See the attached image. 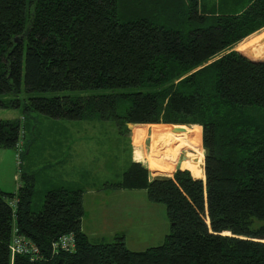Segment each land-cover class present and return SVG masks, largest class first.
<instances>
[{
    "label": "trees",
    "instance_id": "16d2710c",
    "mask_svg": "<svg viewBox=\"0 0 264 264\" xmlns=\"http://www.w3.org/2000/svg\"><path fill=\"white\" fill-rule=\"evenodd\" d=\"M123 6L0 0V94L9 95L0 107L110 121L121 134L126 123H138L131 130L135 147L146 134L142 123L200 126L203 158L192 150L179 162L185 169L153 177L128 160L120 179L105 183L143 188L147 200L162 204L168 231L139 251L128 249L121 233L88 241L80 229L81 189L49 188L36 210L29 178L14 192L0 190V264H264V61L232 49L264 25V0H151L132 18ZM262 49L250 57L264 59ZM121 87L143 90L113 91ZM21 88L111 91L19 98ZM117 99L126 102L121 113ZM149 125L148 168L150 131L158 124ZM23 136L17 118H0V148H15ZM13 226L36 252L10 260ZM67 233L73 249L52 250Z\"/></svg>",
    "mask_w": 264,
    "mask_h": 264
},
{
    "label": "rangeland",
    "instance_id": "374dc122",
    "mask_svg": "<svg viewBox=\"0 0 264 264\" xmlns=\"http://www.w3.org/2000/svg\"><path fill=\"white\" fill-rule=\"evenodd\" d=\"M120 1L124 4L122 10L128 9L125 18H132L138 16L135 13L145 11L151 0H128L129 4L126 0ZM208 7L210 4L203 9ZM263 35L264 25L243 37L232 49L252 59L250 56L256 49L264 48ZM138 89L143 90L121 87L113 91L119 93ZM108 91L111 90L90 88L27 93L21 88L18 96L86 95ZM0 97L8 98L9 95L0 94ZM125 105L126 102L117 99L116 111L123 112ZM0 118H17L24 127V136L15 148H0V190L14 192L29 178L32 180L30 209L36 210L41 204L43 192L49 188L65 186L81 189L88 241L107 242L112 239V233H122L125 246L135 251L159 244L168 231V221L162 204L147 200L143 188L112 189L105 186L107 182L120 179L128 161L129 146L130 156L137 159V150L138 160L147 166L150 158L149 124H158L151 129L149 136L152 145L149 172L153 175L170 172L177 166L185 169L180 168L179 162L184 155L194 153L192 150L202 154L200 126L190 128V125L182 123H142L146 134L142 143L135 147L131 144V130L138 123H133L121 134L110 121L52 118L35 111H22L20 107H0Z\"/></svg>",
    "mask_w": 264,
    "mask_h": 264
},
{
    "label": "built area",
    "instance_id": "2783aa9c",
    "mask_svg": "<svg viewBox=\"0 0 264 264\" xmlns=\"http://www.w3.org/2000/svg\"><path fill=\"white\" fill-rule=\"evenodd\" d=\"M73 247L74 238L71 233L63 234L55 242L51 243L52 250L61 249L70 251L73 249ZM8 252L9 258L11 260L15 253H25L31 255L32 253L36 252V247L31 242L26 240L21 234H18L16 228L13 226L10 242L8 245Z\"/></svg>",
    "mask_w": 264,
    "mask_h": 264
},
{
    "label": "crops",
    "instance_id": "0c3cea01",
    "mask_svg": "<svg viewBox=\"0 0 264 264\" xmlns=\"http://www.w3.org/2000/svg\"><path fill=\"white\" fill-rule=\"evenodd\" d=\"M131 144L133 145V143H132V141H131ZM128 160H132V161H138V162H140L141 163V161L140 160H138V159H135L134 157H133V155H131L130 156V146H129V149H128ZM142 164V163H141ZM143 166H145L146 167V169H147V171H148V175H149V177H153V176H156V175H166V176H170L171 175V173L173 172V170L175 169V168H177V167H175V168H173L170 172H164V173H161V174H151L150 172H149V168H148V164H147V166L146 165H144V164H142ZM179 168V167H178ZM85 219V217H84V214H82V216H81V218H80V229H81V231H83L84 233H85V235H86V237H87V239H88V233H87V231H86V229H85V227H84V223L86 224V220H84ZM113 234H115V233H112V236H113ZM122 234V233H121ZM123 235V234H122ZM124 237V236H123ZM100 238H102V237H100ZM100 242V241H99Z\"/></svg>",
    "mask_w": 264,
    "mask_h": 264
},
{
    "label": "water",
    "instance_id": "95a60500",
    "mask_svg": "<svg viewBox=\"0 0 264 264\" xmlns=\"http://www.w3.org/2000/svg\"><path fill=\"white\" fill-rule=\"evenodd\" d=\"M22 35V34H21ZM20 35V36H21ZM20 36H18L17 38H14V40H16V39H18ZM246 57V56H245ZM248 58V57H247ZM251 60H253V61H264V59H254V58H252ZM131 125H133V123H126V128L127 129H129L130 128V126ZM128 133H130L129 131H128ZM202 168H203V166H202ZM194 178H197V179H201V180H203V176L202 177H194Z\"/></svg>",
    "mask_w": 264,
    "mask_h": 264
}]
</instances>
